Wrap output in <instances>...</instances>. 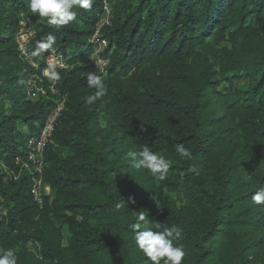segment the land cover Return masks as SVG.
<instances>
[{
  "label": "trees",
  "instance_id": "trees-1",
  "mask_svg": "<svg viewBox=\"0 0 264 264\" xmlns=\"http://www.w3.org/2000/svg\"><path fill=\"white\" fill-rule=\"evenodd\" d=\"M106 1L109 64L99 72L88 39L103 0L59 29L26 0H0V248L18 264H150L129 227L143 212L149 225L178 226L183 264H264V206L252 200L264 184V0ZM21 15L29 50L56 37L68 66L55 93L47 79L27 88L49 50L21 56ZM89 71L107 88L92 105ZM61 100L39 206L16 159ZM181 143L191 159L175 151ZM145 145L173 161L165 180L126 158Z\"/></svg>",
  "mask_w": 264,
  "mask_h": 264
},
{
  "label": "clouds",
  "instance_id": "clouds-1",
  "mask_svg": "<svg viewBox=\"0 0 264 264\" xmlns=\"http://www.w3.org/2000/svg\"><path fill=\"white\" fill-rule=\"evenodd\" d=\"M27 7L31 13L40 19L46 20L48 25L55 26L57 29L71 24L76 17V9L88 10L94 0H26ZM56 37L52 34L35 42L34 48H22V52L29 57H38L42 52L53 49ZM66 67L62 57H51L47 67L43 70V77L49 82H59L61 77L60 69ZM87 86L95 89L92 94L84 97V102L88 105L94 104L106 93V84L102 74L89 71L87 74ZM31 84L32 81H27ZM175 151L182 158L191 159L192 152L184 144H177ZM126 158L130 160L131 166L136 170H147L156 180L166 179L173 161L166 158L161 151H152L148 145L143 146L139 151L131 150L126 153ZM192 171H196L192 167ZM253 202L258 206H264V184H261L252 195ZM132 203H135L132 200ZM120 204L115 208L119 210ZM136 223L129 227L133 231L136 247L147 257L150 264H183L186 251L182 244L177 243L180 230L177 225L171 226L163 223L149 225L143 212H138ZM143 222V223H141ZM0 264H18V256L11 248H0Z\"/></svg>",
  "mask_w": 264,
  "mask_h": 264
},
{
  "label": "built area",
  "instance_id": "built-area-1",
  "mask_svg": "<svg viewBox=\"0 0 264 264\" xmlns=\"http://www.w3.org/2000/svg\"><path fill=\"white\" fill-rule=\"evenodd\" d=\"M110 17L111 15L109 5L107 4L106 0H103L102 13L99 16L94 31L88 39V42L91 44L90 58L94 61V64L99 72L105 71L109 64L108 58L104 56V53L109 48V41L103 36L102 30L105 26L110 25ZM32 35L33 31L31 27L30 17L21 15L18 21V29L15 34V43L21 56H23L24 58H27V55L22 52V48L28 47ZM51 57L63 58L62 54L57 50H49L45 57L44 69L47 67L49 59ZM27 60L29 61V59ZM63 61L66 65V67H64L63 69H66L68 65L66 64L64 59ZM29 64L33 67H36V65L31 61H29ZM43 70L40 76H35L30 79L33 81V86L36 81H41V79H47L42 75ZM47 82L49 84L50 91L52 93H55V82H49L48 80ZM62 107L63 101H56L54 108L47 115L44 124L42 125L40 130L28 139L27 153L25 155V158L22 160H19V158L16 159L20 163L19 174L20 172H26L30 175V194L35 203L39 206H42L43 204L44 195H47L49 193V187L47 185H44L42 178V173L44 169V151L47 144L51 141L55 121L59 116ZM19 174L15 175L14 178H17Z\"/></svg>",
  "mask_w": 264,
  "mask_h": 264
},
{
  "label": "rangeland",
  "instance_id": "rangeland-1",
  "mask_svg": "<svg viewBox=\"0 0 264 264\" xmlns=\"http://www.w3.org/2000/svg\"><path fill=\"white\" fill-rule=\"evenodd\" d=\"M217 47V46H216ZM206 52H208V51H206ZM207 54H209L210 56H211V54L208 52ZM217 54H220V52L219 53H217ZM212 57V56H211ZM216 59V58H215ZM218 59V58H217ZM32 79V78H31ZM29 81V80H28ZM32 81V80H31ZM33 82V81H32ZM26 85H27V88H28V90L29 89H31L32 87H33V84L31 83V84H28V83H26ZM239 87L241 88V89H244V84H242V83H240L239 84ZM36 91V93H39L40 91L39 90H35ZM30 96H31V98H34V99H36L37 98V94H30ZM27 248H31V245L30 244H28L27 245Z\"/></svg>",
  "mask_w": 264,
  "mask_h": 264
}]
</instances>
